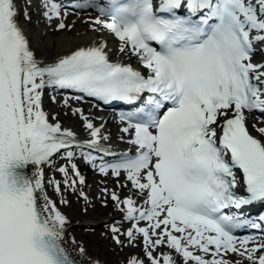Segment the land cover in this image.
I'll list each match as a JSON object with an SVG mask.
<instances>
[{"label":"snow or ice","instance_id":"obj_1","mask_svg":"<svg viewBox=\"0 0 264 264\" xmlns=\"http://www.w3.org/2000/svg\"><path fill=\"white\" fill-rule=\"evenodd\" d=\"M41 6L46 20L59 21L55 31L72 29L56 0ZM73 7L94 10L86 21L92 31L114 35L118 52L143 71L111 61L105 41L45 63L16 0H0V264H101L81 259L87 249L68 237L69 220L48 192L67 205L64 193L79 191L88 212L78 157L131 184L134 195L125 198L101 190L130 225L113 224L112 242L142 247L143 257L127 264H264V214L242 212L264 205V60L254 61L264 54V0H77ZM23 16L31 19L27 7ZM46 90L52 103L53 93L72 90L134 108L119 117V139L131 147L112 153L102 143L110 139L104 123L65 97L90 137L78 139L44 109ZM249 113H259L258 136ZM245 228L261 234H236Z\"/></svg>","mask_w":264,"mask_h":264},{"label":"bare ground","instance_id":"obj_2","mask_svg":"<svg viewBox=\"0 0 264 264\" xmlns=\"http://www.w3.org/2000/svg\"><path fill=\"white\" fill-rule=\"evenodd\" d=\"M32 1L39 4L34 6L30 3V6H28V0H16L17 6L21 9V15L18 19L30 40L32 48L35 50L37 57L45 63L51 62L59 56L69 54L77 47H86L92 45L93 43L98 44L101 41H105L107 43L106 51H108L111 61H120L133 66L135 64H139L135 57H129L118 52L119 41L114 35L110 34L106 30L100 32L92 31L89 23L86 21H89L90 17H95L97 13L91 12L81 15H68L65 23L73 24V22H75L71 30L55 31V28H53L47 32H43L39 27L40 25L45 26L51 23L56 25L59 21L54 19L49 22L46 20L42 15L44 9L41 6V1ZM25 7H27V11L30 13V20L24 19L23 9ZM38 11L41 12L40 16L35 15ZM262 60H264V57L261 61ZM53 94L56 95V103H52L49 96V90L45 91V95L43 97V106L49 113L50 118L52 115H58V119L62 123L63 127L73 130L77 134L78 139L83 141L90 138L87 131L83 128L82 121L79 117L71 115L69 108L64 107V94L67 93L58 92ZM68 105L70 108H81L84 114L89 116L90 119H93V122L97 126L104 123L102 132L110 137L108 141H102L105 147H108L111 150L123 147L125 151L131 147L119 139V136L121 135L119 129L123 125L120 120L115 119L112 114L102 117L100 110L96 108L92 102H84L81 99L77 100L74 97L68 98ZM247 115V124L251 132H254L252 130V125L257 123L259 113H249ZM254 133L258 136V133ZM74 162L77 164L81 174L86 180L85 185L78 186V189L84 191V193L89 197L90 204L88 205V212L85 213L87 217H85V215L82 216L79 214V210L74 209V203L76 200H78L81 206L85 207L84 200L79 197V191L72 192L69 190L64 193V196L69 201L67 205L59 204L60 198L52 191L51 188L48 189V192L49 195L57 201L58 207L69 220V224L67 226L68 237H75L76 240L82 243L87 249V257L81 259L87 261L88 258H91L99 260L101 264H127V261L131 256L135 255L143 257L142 247H132L130 245L121 247L116 245L110 239V227L113 224L120 226L122 231L130 225L129 222L123 220L122 213L116 209L114 202L110 199V196L101 191L103 188H107L109 192L115 191L120 194L121 198H125L128 195H134V192H129V189L131 188L130 182H127L123 175L119 178L111 175L104 176L79 157ZM63 163H65V161L58 160L57 166ZM53 174L56 179H63L62 174L46 170V176H51ZM93 175H96V178H93ZM123 183H127L128 187H121L120 185ZM100 201H102L101 204H99ZM105 201L106 206L104 203ZM98 226H108V231L105 232L103 236H99V229L95 231L92 236H90L88 230L96 229ZM121 239H124V237H121ZM164 250L165 249H161V251ZM243 264H248V261H244Z\"/></svg>","mask_w":264,"mask_h":264},{"label":"rangeland","instance_id":"obj_3","mask_svg":"<svg viewBox=\"0 0 264 264\" xmlns=\"http://www.w3.org/2000/svg\"><path fill=\"white\" fill-rule=\"evenodd\" d=\"M33 8H34V7H33ZM40 14H41L40 11H38V12L35 13V15H37V16H40ZM39 27L41 28V30H42L43 32H44V31L47 32V31H49V30L55 28L56 25H55L54 23H51V24H49V25H45V26L40 25ZM252 130H253L254 132H256L254 129H252ZM256 133H257V132H256ZM93 178H96V175H93ZM101 203H102V201L99 202V204H101ZM83 207H84V206H81L80 203L78 202V200H76V202L74 203V209L79 210V212H80L79 214H81L82 216L85 215V217H87V215L82 211ZM99 229H100V230H99ZM97 230H99V236H103V235L105 234V232L108 231V226H98L96 229L88 230V233H89L90 236H92V235L95 233V231H97ZM96 234H98V233H96ZM100 247H102V246H100ZM258 255H259V253H258ZM230 258L233 259V260L240 259L239 257H236V256H234V255L231 256ZM245 261H246V260H245Z\"/></svg>","mask_w":264,"mask_h":264}]
</instances>
